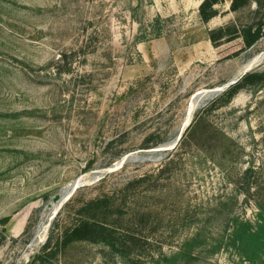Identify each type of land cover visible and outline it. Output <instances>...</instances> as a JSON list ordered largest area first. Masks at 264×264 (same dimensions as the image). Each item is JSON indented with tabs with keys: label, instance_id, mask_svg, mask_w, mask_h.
Listing matches in <instances>:
<instances>
[{
	"label": "rangeland",
	"instance_id": "obj_1",
	"mask_svg": "<svg viewBox=\"0 0 264 264\" xmlns=\"http://www.w3.org/2000/svg\"><path fill=\"white\" fill-rule=\"evenodd\" d=\"M204 1L0 0V264H130L61 235L83 203L159 170L142 204L175 225L200 215L166 247L170 264L177 247L195 255L178 264H264V238L240 253L226 219L206 216L223 202L259 223L231 197L251 155L264 160V80L230 104L212 107L222 93L210 91L264 74V33L233 55L262 27L264 1L233 12L222 0L208 23Z\"/></svg>",
	"mask_w": 264,
	"mask_h": 264
},
{
	"label": "trees",
	"instance_id": "obj_2",
	"mask_svg": "<svg viewBox=\"0 0 264 264\" xmlns=\"http://www.w3.org/2000/svg\"><path fill=\"white\" fill-rule=\"evenodd\" d=\"M220 1L222 0H205L202 3L200 13L204 23H208L217 15L212 9ZM230 1L233 12L239 11L248 4V0ZM261 7L264 10V3ZM208 8L211 9L210 13L205 12ZM262 27L244 37V48L233 55H240L260 41L264 33V14ZM244 33L247 34L245 31ZM226 37H228L227 43L235 40L230 34ZM211 40L216 43V40ZM262 80H264V74L261 73L246 75L243 79L244 86L241 81L231 86L221 94L212 107L221 102L230 104L243 87ZM175 155L168 162H174ZM162 173L163 170H159L157 175L144 174L139 179L128 183L122 190L83 203L76 209L73 223L61 235L63 244L66 246L76 242L102 243L113 255L127 259L130 264H170L171 257L164 252L166 247H172L169 243L173 238H178L198 223L200 215L198 212H193L191 215V212H188L183 223L175 225L170 222L166 210H159L157 204H142V202L152 201L151 195ZM235 185L237 190L231 197L232 202L238 200V197H244V203L256 208L259 223L253 224L244 218L240 219L234 210H226L227 205L223 202H220L206 216L210 219L212 216L213 219L224 217L226 219L222 224L225 226L224 230L232 233L228 238H236L234 247L240 253H244V238H264V160H257L255 154H252L244 173L240 176L239 183ZM192 222L193 225H191ZM209 222L204 221L203 226L197 224L193 238H202L207 232ZM222 233L223 231L217 233L219 238H225L220 236ZM50 245L51 241H48L42 249L43 253L50 250ZM176 249L178 253L174 254L172 259L176 264L194 259L195 255L191 252L187 254L186 249L180 247Z\"/></svg>",
	"mask_w": 264,
	"mask_h": 264
},
{
	"label": "water",
	"instance_id": "obj_3",
	"mask_svg": "<svg viewBox=\"0 0 264 264\" xmlns=\"http://www.w3.org/2000/svg\"><path fill=\"white\" fill-rule=\"evenodd\" d=\"M236 83L237 82H232V83L228 84L227 86H225L222 89H217V90L210 91V94L211 95H217V94H220V93H224L227 89H229L231 86L235 85Z\"/></svg>",
	"mask_w": 264,
	"mask_h": 264
},
{
	"label": "crops",
	"instance_id": "obj_4",
	"mask_svg": "<svg viewBox=\"0 0 264 264\" xmlns=\"http://www.w3.org/2000/svg\"><path fill=\"white\" fill-rule=\"evenodd\" d=\"M228 35H229V34H228ZM226 36H227V35H226ZM226 36H225V38H226V40H227V39H228V37H226Z\"/></svg>",
	"mask_w": 264,
	"mask_h": 264
},
{
	"label": "bare ground",
	"instance_id": "obj_5",
	"mask_svg": "<svg viewBox=\"0 0 264 264\" xmlns=\"http://www.w3.org/2000/svg\"><path fill=\"white\" fill-rule=\"evenodd\" d=\"M54 208V207H53Z\"/></svg>",
	"mask_w": 264,
	"mask_h": 264
}]
</instances>
